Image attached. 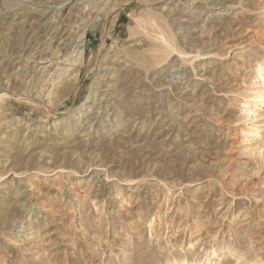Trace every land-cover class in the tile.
Segmentation results:
<instances>
[{
    "label": "rangeland",
    "instance_id": "rangeland-1",
    "mask_svg": "<svg viewBox=\"0 0 264 264\" xmlns=\"http://www.w3.org/2000/svg\"><path fill=\"white\" fill-rule=\"evenodd\" d=\"M82 1L0 0V264H264V0H86L47 103L26 55Z\"/></svg>",
    "mask_w": 264,
    "mask_h": 264
},
{
    "label": "bare ground",
    "instance_id": "bare-ground-1",
    "mask_svg": "<svg viewBox=\"0 0 264 264\" xmlns=\"http://www.w3.org/2000/svg\"><path fill=\"white\" fill-rule=\"evenodd\" d=\"M85 1H82V8L77 7L76 12L72 11V12L66 14V16L62 19L58 18L59 16L56 17L54 14L47 16L46 22L44 21L45 23L43 24L45 27L43 30L45 32V36H44V39H45L44 45L45 46L44 45L42 46V44H40L35 49L33 48L34 50L31 49L32 52L29 53V55L28 54L26 55L29 57H28V59H26L25 65L23 64L27 68L25 69L26 73L24 72V78H23V81L21 82L22 83L21 86H23L22 89H24V87L26 85H30L29 86L30 92L34 95H37L41 98H44V100H47L46 101L47 103H49V102L51 103L54 101V98H55L54 95H55V93H58L56 91L58 89H60V87L62 85L68 86V85H72V84L76 83L77 78H79L80 68L83 67V65H84V62H85V43L84 42H85V39L87 37V27H88L90 20L92 19V10H93V8H92L93 5L91 6L89 3L85 2ZM109 1L110 0H106L107 3ZM80 3L81 2H77V6H79ZM100 3H102V2L100 1ZM107 3H104V4H107ZM74 5H76V2H75V4H73V8H72L73 10H75ZM20 7H22V6H20ZM42 12L46 13L47 11L44 10ZM221 14H223V13L221 12ZM80 25L82 27H80ZM9 30H11V29H9ZM19 30H20V28L18 29V32H19ZM16 33H17V31H16ZM20 33L22 36L24 35V32H23V34H22V32H19V34ZM19 37H20V35H19ZM5 39L6 38H4V40ZM41 39H43V38H41ZM164 41L168 42L165 35H164ZM1 44H2V42H1ZM20 46H21V44H20ZM22 46H23V43H22ZM24 46H26V45H24ZM27 46H28V44H27ZM2 51H4V50H2ZM27 51H25V52H27ZM21 53H24V52L22 51ZM21 53H20V56H21ZM38 53H40V55H38ZM4 56L5 55H3V57ZM21 57H23V55ZM4 59H5V57H4ZM15 59H17V58H15ZM8 60H11V56H10V59H8ZM19 61H20V59H19ZM23 68H25V67H23ZM257 70H258V76H257L256 81H259L260 83L264 84V62L258 64ZM23 92L24 91L22 90V93ZM26 92H28V90ZM93 93H94V91H93ZM105 94H104V96H105ZM249 99H252L255 101H258V100L264 101V95L260 89H255L253 91V93L251 94ZM234 102L235 101H233V103ZM83 105L84 104H82L81 106L79 105L80 107L78 109H81ZM255 107L259 108L260 104L255 103ZM248 112H249L248 114H251V115L255 114L254 108H249ZM256 125L257 124L252 125L253 130L257 129ZM24 226H25L24 224L21 225V227H24ZM182 262H183V264H193V263L186 261V260H184ZM174 264H181V263L176 262Z\"/></svg>",
    "mask_w": 264,
    "mask_h": 264
}]
</instances>
